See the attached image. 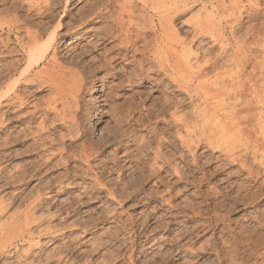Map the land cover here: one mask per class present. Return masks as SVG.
Here are the masks:
<instances>
[{
	"label": "rangeland",
	"instance_id": "obj_1",
	"mask_svg": "<svg viewBox=\"0 0 264 264\" xmlns=\"http://www.w3.org/2000/svg\"><path fill=\"white\" fill-rule=\"evenodd\" d=\"M1 1L0 19L2 21H0V23H2L3 21L5 22L4 19L8 20V17H10L9 15L11 14L10 10L16 5H22L24 0H15L16 2H13V0ZM42 1L40 0L38 3H41L42 7H45L43 6ZM242 1L241 5H245L244 7L241 6V11L243 15L242 18L244 19L243 28L239 29L240 31H235V33H232L234 31L232 30V28H230V24L236 18L237 15L235 16V14L237 11L232 10L230 0H224V7L219 6L218 11L215 13L216 23H220L218 25H221L220 27L218 26L219 28H221V34L219 36L217 35V37L221 36L218 41L215 40V38L209 34L194 37V31L192 30L194 22H196V20L199 19L201 15V18H203V15L205 16L207 12L205 11L206 9L203 8V5H205V3L207 2L206 4L211 6L210 0L195 1L192 3L190 2L189 4H187L188 7L181 6V10L185 8L186 9L181 11L174 20L173 25L176 31H178L179 38L185 41L187 45L189 44L192 48L191 57H193V55H198L199 58H201L202 63H205L211 58H214L211 59L212 61H214L215 59L219 60L215 69L211 68V72L207 76H204L205 79L204 77L199 79V81L202 79L204 80L200 82H204L203 84H205V86H202L201 84L200 85L205 90H203L200 85H197V88L194 90L195 94L192 91L191 94H194L193 99L195 103L191 102L190 98H188L189 95L186 90L178 88L176 84L164 78L163 72L158 71L157 65L153 63L154 61H144V74L142 75L140 66L137 62V60H141L140 56L136 57V59H139L133 61V57L129 56L128 58L122 55L123 58L122 56L117 57L112 63L117 64H115V69L112 68L114 67V65L111 64V69H109L110 71L107 70V68L100 72H96V74L94 73L95 77L105 76V74L107 73L104 78L107 79L106 81H108V86L109 88L111 87V89L107 87L105 89V92H103V90L99 91V93H92L94 95H91L90 92L83 93L82 103L93 102L96 105L104 103L100 107V110L103 111H100L101 113H99V118H96L97 109L92 111L90 115L92 119L91 123L89 121L90 118L87 119V121L86 119H84V117L82 118L83 126L87 128V134L89 133L88 135H91V137L96 143L95 150L97 153H95V155L93 156V161L91 160L90 167H86V163L82 161L79 157H74V151L75 153H77L76 151H78L79 148L77 146V143H74L71 147L73 148L75 144V146L77 147L74 146V148L71 149V154L73 156L70 157L72 158L68 157L63 158L61 160L59 159L60 161L63 160L62 162H64L61 163L57 160V157L59 156L56 155V157L54 156L52 158V162L54 161L55 165L53 163L50 164L47 171V168H43L39 177H33V179L29 178V175L31 177L32 174L30 172L33 169L32 166H38L40 161L41 163L38 167L41 168L42 161L40 160V156H42L43 154H47V152L43 153V151H37L39 150V145L37 143L33 144L34 136H32L33 134L31 133V131H34L35 129V131L38 130V120L36 123H29L26 120V123H24L25 119L18 121L16 118H13L7 121L8 123L6 122L4 125L1 118L2 108L0 109V205H6L10 201H12V204L10 206L7 205L9 206L8 208H6L7 210L2 209V212L4 213L0 214V264H219L216 249L218 246H221L219 236L222 237V234L220 233L222 226L220 225L214 230L211 229V227L209 226L205 227L204 225H202V223L205 221V217L208 216L207 214H205V212H203V210H205L203 194L205 193L204 195H206V192L210 191L209 187L215 186V188H219V190L225 188V186L230 181L235 180L232 178L231 180V176H228V174L226 173L233 172L236 170V168L230 164H226V161L222 160L223 157L221 158L222 150L220 151V146L217 144V148V145H214L215 142H212L214 144L212 145L211 143V146L208 143L209 139H207V137H211L212 141L214 138L216 141L215 137H217V135L219 136L223 134L222 132H218L220 128L217 126V124L215 123L216 126L214 125L213 116H216L218 114L217 112L221 107H217V105L220 103H218L217 101H221L222 99H224V97H222L224 96V93H222V91H224V89L228 87L230 82H239L238 80L241 79V82L252 83V86H256V91L254 94L256 96V99L260 102L264 99V74H261V72L264 71V46H262L264 45V0H256L257 2L255 0ZM50 4H53V6L55 7L54 13L58 14L56 20H61V22H63L64 24V22L71 20V18L73 17H80L81 9L83 8V5L86 4V2L85 0H73L70 6H66L65 0H51L49 5ZM254 5L256 7L258 6V10L257 8H254L255 10L253 9ZM24 7L25 9L28 7L27 2ZM6 8L7 11H5ZM253 11H257L258 13L255 12V14ZM233 12H235V14ZM62 13L64 16H62ZM231 13L235 16V18ZM198 14H200V16ZM252 14L253 16H250ZM196 16L199 17L197 18ZM5 30H7V26H5ZM0 33L3 34V37L5 36L1 29ZM71 36L73 35H64L63 39L61 40V54L63 55V57L67 56L69 59L72 56H75L77 57V59H80V55L81 58L86 61V55H81V53L83 52V50L88 48V46L86 47V41H88L89 39L79 40L69 44V42L73 38ZM13 37L12 39H14L15 43V36L13 35ZM24 38L26 41L25 36ZM152 38L153 36L150 35L149 39ZM12 45L14 46V44ZM1 47L2 45H0V48ZM17 49H19V47ZM0 51H2V49ZM17 52L16 53L18 54V57L21 58L22 56L21 54H19L20 51L17 50ZM131 54L132 53H130L129 55ZM248 56L253 59V63L248 61L250 60L247 58ZM243 57L244 59H242ZM86 58L87 60L89 59V57ZM69 59L64 58V60ZM0 62V67L2 68L1 64L3 63V61L0 59ZM149 63H153L156 66H153V64L151 65ZM246 64L247 67L245 66ZM254 64L257 65L255 70H253L252 66ZM259 65L263 69H261ZM80 68L82 69V67ZM86 68L89 67L87 66ZM112 69L113 72H111ZM117 69L119 71V74L112 76L111 74H113L114 72L116 73ZM238 69H240L241 71ZM251 73L254 74L252 75ZM237 77L241 78L237 79ZM97 83L101 84V81H97ZM222 83H225L226 85H222ZM231 85L232 83L229 85L228 88H226V92L228 91L227 101L230 95H235V91L231 88ZM233 88L237 87L234 86ZM4 90L5 89L1 87L0 94H2ZM38 90L40 89H36V93L34 94L33 98L31 97V100L33 99L34 102L36 100V102H43L44 99H46L47 97L46 94L49 93V89L44 88V90ZM107 93L110 95L106 96ZM220 93H222L223 95H221ZM219 95L221 98L219 97ZM248 96L250 97L251 95ZM214 98L215 100H213ZM171 100H173V102L175 103L178 101L176 106L177 108L172 107L173 104H171ZM221 104L222 102L220 103V105ZM259 104L260 106H262L261 103ZM30 107L31 106L29 105V108ZM194 110L196 112H194ZM183 116H186L189 119H187L188 122L191 121L193 123H188V125H191L190 127H192L190 128V131H192L193 134L192 136L196 139L203 138L202 141L199 142L198 146L194 148L195 151L193 150V153L186 149L185 145L180 141V134L183 133V136H186L185 134H187L186 126L180 125L181 122L177 120L181 119V117ZM188 116H190V118ZM11 117L9 116V118ZM174 120H176V122ZM88 121L90 124L88 123ZM5 127L7 128V132H3L4 129H6ZM61 127L64 128L62 129ZM61 127H59L60 129L55 132V136L58 137L59 135V137H61L63 132L64 134H66V132L68 133L67 128L65 126ZM216 127L218 128L216 129ZM193 130H195L196 132H194ZM8 132L11 135H9L10 137L8 139V142H10L7 149V152L10 154V157L5 160L3 156V153L5 151L3 152L4 149L2 143L6 136L5 133ZM204 133H206L207 135H204ZM141 135L144 136V140L142 139L143 137H141ZM16 136L17 138H15ZM219 139H221V137ZM145 140H147L148 143ZM59 141H57L58 144ZM29 142L30 144H28ZM25 144L27 147L25 146ZM31 144L32 146H34L32 147ZM138 146H140L141 150L137 148ZM34 148L37 149L35 150ZM17 150L20 151V153L17 152ZM134 151L137 154H135ZM138 151L140 152V154L138 153ZM155 151L157 153H155ZM162 152H164V154ZM37 154L39 155V157ZM193 154L199 162L198 164L193 165V163H191ZM33 157L35 160L33 159ZM155 157L156 160H153V158ZM167 157L169 159H167ZM36 159H38L39 161ZM56 160L60 163L58 164L57 162H55ZM184 161L190 163L191 169L186 166ZM147 163L149 164L147 165ZM223 163L225 165L224 167H222L223 165H220ZM56 164H58L59 166H56ZM199 164L203 167L204 171L197 167L200 166ZM217 165H219L220 167H217ZM62 166H64L65 168ZM77 167L80 168L78 169ZM138 167L140 168L138 169ZM175 167H177V175L174 172ZM216 168H220L219 174L215 173L213 175L208 176V180L203 179L204 174H211L212 172L216 171ZM25 169H27L26 171H29L26 173ZM65 169L66 171H71L72 169V171L74 172H65ZM21 170L23 171V173L25 171L26 180L21 181L22 183L20 182L19 184V181L21 180L20 177L23 178L21 175ZM108 170H110L111 173ZM62 171L64 172L67 178L65 177V175H63ZM145 172L146 174L144 176L143 174ZM5 173L6 175H8L9 181H11V184H9L7 188L3 185L2 180ZM18 173H20V175ZM57 173L59 177L57 176ZM138 173H140L141 176ZM183 173H186V175L188 176L186 177L185 174L184 176ZM42 174H44L46 177ZM91 174L93 175V177ZM97 176H99V179L102 180V183L105 182V186L107 187L101 189L99 187L92 186L91 182H93L95 177ZM56 178L57 180L55 182ZM28 179L29 182H26L28 181ZM47 179L49 180V183ZM58 179H62L61 183L58 181ZM139 179L142 180V183ZM15 181H17V183H15ZM43 184L46 186H43ZM123 184L126 185V187ZM40 185L43 187L49 186L48 190L50 189V191L47 193V195L50 194L49 197H47V195L45 194L41 196V199L43 198L44 200V202H42L41 204L37 202V188H35L36 186ZM31 186L34 188L32 189ZM135 186L138 188H136ZM28 188L31 190H29ZM105 188L109 190H114V196L111 195L110 192ZM33 190H35L34 193H30V191ZM14 193L15 195L18 194V196L15 198L13 197ZM87 194L89 195L87 196ZM263 195L264 194H261V197H259L258 201H260L259 206L264 209ZM43 196H45L46 199ZM81 200L83 202H81ZM210 200L214 203L215 196L210 197ZM51 202L54 204H52ZM5 205L2 206V208L5 207ZM27 205H30L31 207H28ZM259 206L258 212H253L254 207L245 208L247 207V205L240 204L233 212L229 213V217L226 218V221L230 220L231 223L238 225L251 224L250 226L252 227H259L261 223L259 224L258 222L264 220V211L262 212L263 209ZM25 208H28V210H31L32 208L31 211L34 213V216H38V218L42 217V220H44L41 222L42 227L44 228L46 226L44 228V231L42 233H39L40 229H38L35 225H30L32 232L34 231L33 236L35 237L31 243L24 239L22 241L21 236H16L17 234L19 235V233H21L22 231L20 225L24 221L23 218L24 213L26 211ZM195 208H200V210L202 209V213L200 215H195L193 213V209ZM17 212H19V214ZM251 216L253 219L247 220V218H250ZM257 217L259 218L257 219ZM17 219H20V222ZM46 219L48 222L50 221L49 224ZM15 221L18 222V224ZM13 223H16V227L13 226ZM46 228L47 231L45 230ZM19 229L20 231H18ZM37 230H39L38 233ZM14 231H16V233L18 231V233L15 234ZM12 233L13 235H11ZM9 235L11 236L10 238ZM6 238L7 240L9 238L10 241L8 240V242ZM240 250L241 251H239V254L237 255L238 262L241 258L245 260V256L248 259L249 263H253L254 260L255 262L257 261L255 257L257 255L254 256L252 254L253 256L250 255L247 257V255L249 254L245 246H240ZM164 253L167 254L164 255ZM59 255H63L64 260L58 262L57 257H59Z\"/></svg>",
	"mask_w": 264,
	"mask_h": 264
},
{
	"label": "bare ground",
	"instance_id": "obj_2",
	"mask_svg": "<svg viewBox=\"0 0 264 264\" xmlns=\"http://www.w3.org/2000/svg\"><path fill=\"white\" fill-rule=\"evenodd\" d=\"M25 1L27 2V6H28L26 9L24 7V5H26ZM39 1L40 0H38V1L37 0H24L23 1L24 5L22 4L20 6H18V5L14 6L10 10L11 14L9 15L10 17H8V20L4 19L5 22L3 21L2 23H0V29L5 34V36L3 37V34L0 33V43H1L0 45H2V47L0 48V50L2 49V51H0V54H1L0 59L3 61V63L1 64L2 68L0 67V69H1L0 70V85H1L0 88L3 87L5 89L4 92H2V94H0V109L2 108L1 118H2L3 124L5 125V123L7 121H9L10 119H13V118H16L18 121L25 119L24 123H26V120L29 123H33V122L36 123L38 120V122H37L38 123V125H37L38 130L35 131L36 130L35 129L34 131H31V133L33 134L32 136H34V139H33L34 143L33 144L37 143L39 145V147H38L39 150H37V151H43V153L47 152V154H43L41 152L43 154L42 156H40V160L42 161V167L41 168L38 167L41 162L38 159H36L39 161V164L37 163L38 166L36 165V167L32 166L33 169L30 171L32 174H31V177L29 175V178L33 179V177L34 178L39 177L41 170L43 168H45V169L47 168L46 169V171H47L50 164H52V163L54 164V161L52 162V158L54 156L56 157V155L59 156V157H57L58 161H60L63 158H68V157L72 158L70 156L74 155V157L75 156L79 157L82 161H84L87 165L86 167H90L91 160H92L93 156L95 155V153H97L95 150V148H96L95 144L96 143L93 140V138L91 137V135L89 136L88 135L89 133L87 134V128H85V126H83L82 118L84 117V119H86V121H87V119L90 118L89 121L91 123L92 119H91L90 115H91L92 111H94L95 109H97L96 118H99V113H101L103 111V110L102 111L100 110V107L104 103L99 104V105H96L93 102L92 103H90V102L82 103V101H83L82 97H83V93H85V92H90L91 95H94L92 93H99V91H103V90H104L103 92H105V89L107 87L109 88L108 81H106L107 79L104 78L107 73L105 74V76H97V77H95V74H96V72H100V71L107 69V68H108L107 70L111 69L110 65L115 61V59L117 57H121L122 55H124V57L126 56L129 58V56H131V57H133V61H136L137 59H139V58L136 59V57L140 56L141 60H139V61L137 60V62L140 66V70H141L142 75L144 74L143 73L144 72V63H145L144 61H151V60L154 61L153 63H155L157 65L158 71L163 72L165 79H168V80H170V82H173L174 84H176L178 88H180L182 90H186V92L189 95L188 98H190L191 102H194L193 96L195 94L194 90L197 88L196 86L200 85V84L202 86H205V84H203L204 82L203 83L200 82L203 79L200 81H199V79H201L204 76H207L211 72L210 71V70H212L211 68L215 69V67L218 64L219 60H217V59H215L214 61L211 60L214 58H211L207 61L205 60L206 62L204 61L205 63H202L201 58H199L198 55H193V57H191V54H192L191 46L189 44L187 45L185 41H183L179 38L178 31H176V29L173 25L174 20L178 16V14L181 11L186 9L185 8V9L181 10V6L182 7L183 6L188 7L187 4H189L190 2L192 3L195 1H202V0H85L86 4L83 5V8L81 9L80 17L76 18V17L72 16L73 18H71V20H69L67 22H64V24H63V22H61V20H56L57 19L56 17L58 14L54 13L55 7L53 6V4H50L52 6L49 5L51 0H50V2H49V0L48 1L47 0L46 1L41 0L43 2L42 3L43 6H45V7H42L41 3H38ZM72 1L73 0H65V5L70 6ZM230 1H231L232 10L237 11L236 14H235V12H233L235 14V16L237 15L236 18L231 13L235 19L233 21L231 20L232 21L231 24L229 23L231 26L230 28H232V30L234 31L232 33H235V31L237 32L239 29L243 28V20L244 19L242 18L243 15H242L241 10H242V7H244L245 5L244 6L241 5V3L243 2L242 0H230ZM13 2H16V1L13 0ZM206 3H205V5H203V8H205L206 9L205 11H207L205 16L203 15V18H201L202 15L200 16V14H198L200 17L198 16L199 19H197L196 22H194V24L192 26V30L194 31V37L200 36V35L204 36L205 34H209L212 37H214L215 40L218 41L219 38L221 37V36L217 37V35L219 36L221 34V32H220L221 28H219L221 25H218L220 23H216L215 13L218 11L219 6L224 7V5H225L224 0H210L211 6L207 5ZM15 4H18V3H15ZM257 7L254 5L253 9L257 8ZM2 10H4V9H2ZM257 10H258V8H257ZM5 11H7V8ZM255 12H257V11H255ZM62 16H64L63 13H62ZM250 16H253V14ZM0 21H2V20L0 19ZM98 24H100V25H98ZM5 26H7V30H5ZM63 30H65V31H63ZM22 33H23V35H22ZM68 34L73 35V36H71L73 38L71 39L69 44H71L75 41L88 40L89 39L88 41H86L87 42L86 47L88 46V48L83 50V52L81 53V55H86L85 56L86 61H84V59L81 58L80 55H79L80 59H77V57H75V56L70 57L71 54L69 55L70 59L67 56L63 57V55L61 54V49H60L61 48L60 42L63 39L64 35H68ZM13 35L15 36V40H16L15 43H14V39H12ZM150 35L153 36L152 39H149ZM24 36L26 37V41H25ZM12 44H14V46ZM219 44H222V43H219ZM262 46H264V45H262ZM18 47H19V49H17ZM17 50L20 51L19 54H21V56H22L21 58L18 57ZM182 51H183V53H182ZM130 53H132V54L129 55ZM210 53H212V52H210ZM219 56H221V55H219ZM224 56H226V55H224ZM242 56H243V54H242ZM86 57H89V59L87 60ZM64 58H67L69 60H64ZM122 58H123V56H122ZM247 58L251 60V61L248 60L249 62L253 63V61H252L253 59L251 57L248 56ZM242 59H244V57ZM153 63H149V64L152 65ZM115 64L116 63L112 64V65H114V67H112L114 69H115ZM155 64H153V66ZM87 66L89 68H86ZM245 66L247 67V64ZM252 66H253V70H255L257 65L254 64ZM80 67H82V69ZM238 68H240V67H238ZM261 69H263V68L261 67ZM238 70H240V69H238ZM241 70H242V68H241ZM111 72H113V69ZM118 72L119 71L117 69L116 73L114 72L113 74H111V73L110 74L112 76H114L116 74H119ZM231 73H232V70H231ZM262 73L264 74V71H262L261 74ZM259 75H260V73H259ZM182 77H184V78H182ZM239 78H241V77H239ZM239 78L237 77V79H239ZM204 79H205V77H204ZM217 79H219V78H217ZM127 80H128V78H127ZM185 80H187V81H185ZM97 81H101V84H98ZM238 81L239 82H235V83L228 81V82H230L229 85L232 83L231 88L235 91V95L234 96L230 95L232 93L231 92L229 94L230 96H229V99L227 101L228 91L226 92V88L229 87V85H228V87H226L224 89V91H222V93H224V96H222V97H224V99L221 100L220 99L221 97L219 95V97H220L219 99L221 101H217V102L218 103L222 102V104L220 105V103H219L217 105V107H221V108H219L218 112L216 110V112L218 114L217 115L215 114L216 116L212 115L214 117V125H215V123L217 124V126L220 128V130L218 132H220V133L222 132L223 136L217 135L218 138L215 137L216 141L214 138L212 141L211 137L210 138L207 137V139H209L208 143L210 145L212 142H215V144L212 143V145L218 144L220 146L219 147L220 151L222 150V156H221V158L223 157L222 160L226 161V164H230L236 168V170L233 172L225 171V172H227L226 174H228V176H231L230 179L232 178L235 180H232V179H231L232 181L229 180L230 182L222 190L221 189L219 190V188H215V186L209 187L210 191L207 190L208 191V192H206L207 194L206 195H204L205 193L203 194V196H204L203 202H204V207H205V210H203V212H205V214H207L208 216L205 217V221L202 223V225H204L205 227L209 226V227H211V229H214V230L216 228H218L220 225L222 226V228L220 230L222 237L219 236V239H220L219 241L221 242L220 243L221 246H218L216 249V254L218 257L219 264H264V220L258 222L259 224L261 223L259 227H257V226L252 227V226H250L251 224L238 225V224L231 223L230 220L226 221V218L229 217V213L233 212L240 204L247 205V207H245V208L254 207L253 212H258V206L260 204V201H258V199H259V197H261V194H264V99L262 98L263 100L261 102L256 99V96L254 95L255 91H256L255 85L252 86V83L241 82V79ZM205 82H207V81H205ZM123 83H125V82H123ZM201 85H200V87H201ZM222 85H226V84L222 83ZM232 86L233 87L235 86L237 88H233ZM217 87H220V86H217ZM222 87H224V86H222ZM44 88H48L49 93L47 92L48 93V94H46L47 97H46V99H44L43 102H36L37 100L34 102L33 99L31 100V97L33 98L34 94L36 93V89L44 90ZM209 88H210V86H209ZM109 89H111V87ZM219 89H221V88H219ZM236 89H239L240 91L236 90ZM40 90H38V91H40ZM203 90H205V89H203ZM192 91L194 93L193 95L191 94ZM230 91H232V90H230ZM0 93H1V91H0ZM216 93H217V90H216ZM222 93H220V94L223 95ZM257 93H258V91H257ZM112 94H113V92H112ZM205 94H207V93H205ZM108 95H110V94L107 93L106 96H108ZM248 95H251L252 97L251 96L249 97ZM233 97H234V99H233ZM261 97H260V99H261ZM109 98H110V96H109ZM101 100H103V99H101ZM173 100H171V104H173L172 107L175 108L177 106L178 101L175 103V102H173ZM213 100H215V98ZM168 101H170V100H168ZM259 103H261L262 106H260ZM29 105L31 106L30 108H29ZM213 108H214V106H213ZM27 109H30V110H27ZM25 110H26V112H25ZM194 112H196V111L194 110ZM171 113H173V112H171ZM9 116L10 117L12 116V117L9 118ZM50 116H51V118H50ZM188 117L190 118V116H188ZM198 117H199V115H198ZM187 119L188 118L186 116L181 117V119H177L178 121L181 122V124L179 122L180 125L186 126V128H187V132H186L187 134H185L186 136H183L184 135L183 133L180 134V139H181L180 141H181V143H183L185 145L186 149H188L190 152L193 153L195 151L194 148H196V146H198L199 142H201L203 138L202 139H196L192 136L193 135L192 131H190V128H192V127H190L191 125L190 126L188 125L189 122H190L189 124H191L192 122L191 121L188 122ZM89 121H88V123H89ZM174 121L176 122V120H174ZM175 125H176V123H175ZM35 126H36V124H35ZM61 126H65L67 128L68 133L66 132V134H64V132H63L61 137H59V135H58V137H59L58 138L57 136H55V132L58 129H60L59 127H61ZM218 127H216V129ZM16 131H19V130H16ZM28 131H27V134H28ZM193 131L196 132L195 130H193ZM3 132H7V128L4 129ZM24 132H26V131H24ZM111 133H113V132H111ZM5 134H6V136L3 140L2 146L4 149L3 152L5 151L3 153V156H4L5 160H7L10 157V154L7 152V149H8V145L10 142V141L8 142V139L11 135L9 134V132L5 133ZM178 134H179V132H178ZM205 134L206 133H204V135ZM14 136H15V134H14ZM194 136H195V134H194ZM141 137H143L142 139L144 140V136L141 135ZM220 137H221V139H219ZM15 138H17V136ZM20 140H22V139H20ZM143 140H142V142H143ZM57 141H59V144L57 143ZM119 141H121V140H119ZM145 141L147 142V140H145ZM139 142H141V141H139ZM74 143H77V146L80 148V149L78 148V151H76L78 154L75 153V151H74V153L77 155H75L73 153V151H72L73 155L71 154V149H73L74 146L76 145L75 144L72 148L71 146ZM136 143H138V142H136ZM28 144H30V142ZM145 145H146V143H145ZM218 145H217V148H218ZM25 146H26V144H25ZM31 146H32V144H31ZM77 146H75V147H77ZM137 148L140 149V146H138ZM34 149L36 150L37 148H34ZM215 150H216V148H215ZM139 151H138V153L140 154ZM17 152L20 153V151H18V150H17ZM134 153H135V151H134ZM155 153H157V152L155 151ZM155 153H154V155H155ZM162 153L164 154V152H162ZM39 154H40V152H39ZM135 154H137V153H135ZM38 157H39V155H38ZM33 159H34V157H33ZM154 159L156 160V157L153 158V160ZM167 159H169V158L167 157ZM57 160L55 162H57L58 164L60 162L64 163V162H62L63 160L60 162H58ZM132 160H134V159H132ZM167 161H166V163H167ZM117 162H118V160H117ZM148 162H150V161H148ZM31 163H29V164H31ZM191 163H193V165L199 163L197 161L196 157L194 156V154H193ZM58 164H56V166H59ZM140 164H142V163H140ZM148 164L149 163H147V165ZM185 164H186V166H188V168H190L191 165L189 162L186 161ZM147 165H146V167H147ZM220 165L221 166L223 165L222 167L225 166L224 163L220 164ZM218 166L219 165H217V167ZM62 167H64V166H62ZM197 167H199V169L204 171V169L201 165L197 166ZM77 168L79 169L80 167H77ZM136 168H137V164H136ZM139 168L140 167H138V169ZM176 168L177 167H175L174 172L177 175L178 171H176ZM68 169H70V168H68ZM219 169L220 168H216V171H214L212 169L214 172H212L211 174H209V173L204 174L203 179L208 180L209 179L208 176L213 175L215 173L219 174ZM26 170L27 169H25V171ZM142 170H144V169H142ZM25 171H24V173H23V171L21 172V175L23 178L20 177L21 180L19 181V184L21 181L26 180V173L29 170L26 171V173H25ZM69 171H66V169H65V172H69ZM71 171H72V169H71ZM108 171L110 172V170H108ZM72 172H74V171H72ZM62 173H63V175H65L63 171H62ZM18 174L20 175V173H18ZM66 174H68V173H66ZM138 174L140 175V173H138ZM145 174H146V172L143 175L145 176ZM184 174L186 175V173H183V175ZM23 175H25V176H23ZM42 175H44V174H42ZM178 175H180V174H178ZM57 176L59 177L58 173H57ZM187 176L188 175H186V177ZM65 177H66V175H65ZM92 177H93V175H92ZM120 177H122V176H120ZM137 177H136V179H137ZM157 177H159V176H157ZM180 177H179V179H180ZM8 178L9 177H8V175H6V173L4 174V176L2 178L3 185L6 188L8 187L9 184H11V181H9ZM57 178L55 179V182H56ZM60 178H62V177H60ZM182 178H183V176H182ZM139 180H141V179H139ZM17 181H15V183H17ZM58 181L61 183L62 179L61 180L58 179ZM26 182H29V179ZM37 182H38V180H37ZM78 182H80V181H78ZM106 182H108V181H106ZM48 183H49V180H48ZM71 183H73V182H71ZM91 183H92V186L99 187L101 189L102 188L104 189V187H107V186H105V182L102 183V180L99 179V176L95 177L94 181ZM133 183H135V182H133ZM141 183H142V180H141ZM40 184H42V183H40ZM54 184H52V185H54ZM38 185H39V183H38ZM32 186H31V188L33 189L34 187H32ZM43 186H46V185L43 184ZM43 186L40 185V186L35 187V188H37L36 189L37 200H38L37 202L39 204L44 202L43 198L41 199V196L43 194L47 195V193L50 191V189L48 190L49 186H47V187H43ZM118 186H119V184H118ZM124 186L126 187V185H124ZM124 186H123V188H124ZM141 186H142V184H141ZM123 188H122V191H123ZM136 188H138V187H136ZM150 188H152V187H150ZM105 189H107V188H105ZM133 189H134V187H133ZM29 190H31V189H29ZM107 190L110 192L111 195L114 196V193H115L114 190H109V189H107ZM115 190H116V188H115ZM34 191L35 190L30 191V193L31 192L34 193ZM158 191H160V190H158ZM84 193H86V192H84ZM84 193H83V195H84ZM157 193H159V192H157ZM49 195H47V197H49ZM88 195L89 194H87V196ZM17 196H18V194L15 195V193H14L13 197L15 198ZM209 196L210 197L215 196V200H214L215 202L214 203L210 200ZM43 197L45 198V196H43ZM21 198H22V196H21ZM88 198H90V197H88ZM9 199H10V196H9ZM117 199H118V197H117ZM23 200H25V199H23ZM78 200H79V198H78ZM73 202H76V201H73ZM81 202H83V201L81 200ZM11 204H12V201H10L6 205L4 204L5 207H3V208H2V206H4V205H2V206L0 205V214L4 213V212H2V209L4 210V209L8 208ZM52 204H54V203H52ZM7 205H9V206H7ZM27 206L29 207L30 205H27ZM221 206H224V207H221ZM260 208H262V207H260ZM56 209H57V207H56ZM222 209L224 212L222 211ZM31 210H32V208H31ZM31 210H28V208L26 209V211L24 213V218H23L24 221L22 222L21 225L19 224L20 228L22 229L21 233H19V235L17 234L18 231H20V229L17 231V233H16V231H14L15 234H17L16 236H21L22 241L24 239V240L28 241L29 243H31L35 238L33 236L34 231L32 232L30 225H35L38 229H40L39 233H42L44 231V228L46 227L45 226L43 228L41 225V222L44 221V220H42V217H39V218H38V216L35 217L34 213ZM263 211H264V209L262 210V212ZM17 213L19 214V212H17ZM193 213L195 215L196 214L200 215L202 213V209L200 210V208L199 209L195 208V209H193ZM259 217H257V219ZM47 219H46V221H47ZM250 219H253L252 216L250 218H247V220H250ZM17 220H19V222H20V219H17ZM259 220H261V219H259ZM49 222H48V224H49ZM16 223L18 224V222H16ZM15 224L13 226H15ZM45 230L47 231V228ZM38 231L39 230H37V233H38ZM6 232H5V234H6ZM11 235H13V233ZM38 236H39V234H38ZM10 237L11 236L9 235V238ZM14 237H15V235H14ZM14 237H13V239H14ZM9 238H8V240H9ZM6 240H7V238H6ZM35 242H36V240H35ZM37 242H39V241H37ZM37 244H39V243H37ZM242 245L245 246L246 250L248 251L249 255L246 254L247 257L250 255L251 256L257 255V256H255L257 259L256 262L254 260L253 263H249L246 256H245V260H243L241 258L242 261L240 259L238 262L237 255L239 254V251H241L240 246H242ZM245 253H247V252H245ZM166 254L164 253V255H166ZM57 258H58V262L64 260L63 255H59V257H57ZM250 258H252V257H250ZM258 261H260V262H258ZM66 262H68V261H66Z\"/></svg>",
	"mask_w": 264,
	"mask_h": 264
}]
</instances>
